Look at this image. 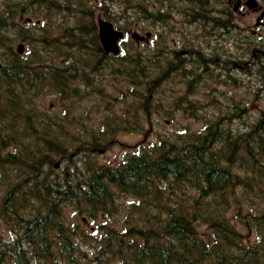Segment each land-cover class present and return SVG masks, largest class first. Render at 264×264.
Segmentation results:
<instances>
[{
  "label": "trees",
  "instance_id": "obj_1",
  "mask_svg": "<svg viewBox=\"0 0 264 264\" xmlns=\"http://www.w3.org/2000/svg\"><path fill=\"white\" fill-rule=\"evenodd\" d=\"M64 1L65 14L78 18L61 31L49 20L64 13L54 0H0V217L14 224L11 237L0 230V264H264V114L247 130H233L232 116L242 111L235 104L221 121L211 117L199 130L158 134L117 162H99V147L131 122L115 116L109 130L106 122L95 128V113L79 112L63 90L94 71L98 83L85 91L76 84L74 96L93 93L103 104L107 94L99 85L116 77L120 94L145 87L149 103L171 68L159 77L156 60L137 51L61 53L63 35H82L80 48L85 35L93 38L91 5ZM140 1L130 0L138 7L129 14L157 20L156 2ZM245 70L264 86V62ZM44 90L57 92L61 111H41L27 98ZM56 160L64 167L55 170ZM64 203L95 224L67 221Z\"/></svg>",
  "mask_w": 264,
  "mask_h": 264
},
{
  "label": "rangeland",
  "instance_id": "obj_2",
  "mask_svg": "<svg viewBox=\"0 0 264 264\" xmlns=\"http://www.w3.org/2000/svg\"><path fill=\"white\" fill-rule=\"evenodd\" d=\"M84 1H87L91 6H93L96 14L101 15L104 13L101 9V6L105 5L108 8V12L110 13L109 16L113 17L114 21L111 22L117 28L124 30L129 38H131L132 32H137V34L141 36L145 35L146 33L153 34L151 37L153 44L147 45V43H144V41L136 42L135 39L130 44L131 52L137 51L146 55L147 52L152 50L150 49L151 47L157 45H161L170 51L172 48H175L172 43V38L175 36V34L181 32L186 27L185 22H183L181 19V15H186L189 10H191V4L193 3V0H144L146 3L149 1H155L157 5L154 7V13H159V19L156 18L157 20L147 21L142 17L141 14H129L130 11L137 9L138 7L132 6L130 0H128V3L125 0ZM140 2L142 4L144 3L142 0ZM230 4H232V2H230ZM211 5L212 4H210V6ZM69 16L70 14H66L67 18ZM60 18L59 15L55 13L49 17V20H53L55 26L59 22ZM254 18L255 12L249 8L245 9V11L241 14L237 13L236 11H232L231 22L234 25L233 30L235 31L232 32V30H230V32H226L225 37L227 41L223 39L218 42L212 41L208 45V49L211 51L214 50L216 55H218V51L224 49L227 53H229L228 57H232L235 60L237 54H240L239 47L249 50L251 48L252 42L256 39V32L254 31L256 29L253 27L255 20ZM74 19L75 18L67 19L65 24L67 26L75 25ZM125 20L128 21L123 23ZM189 30L190 28L187 27L185 32L186 35H188ZM190 32L194 34L195 30H190ZM261 32V34L264 35V27L261 29ZM200 34L202 33L200 32ZM240 36H242V42L239 40ZM228 40L231 41L228 42ZM19 43L21 42H16L15 47ZM128 44L129 43H123L121 48H129ZM252 47L263 49L256 45H253ZM65 50L66 52L61 50V53H67L69 55H92L96 53V50H94L93 53L91 50L83 51L82 53L70 51L68 48H65ZM177 51H180V49L178 48ZM123 52L128 53V50H123ZM222 58L225 57L222 56ZM260 60L264 62L262 59ZM260 63L257 61L256 63H249L248 67H255L256 64ZM164 67L165 62L163 63V68ZM227 67V70H222L221 72H219L215 66L209 67L207 71H205L201 76L200 82L195 86L193 85L194 92H189L187 96L185 95L186 97L184 96L190 101L183 104V109L180 107L182 105L180 100L185 90H189L187 81L182 77L177 78L173 75V77L168 78V83L166 86L159 84V86L156 88V91H159L158 96L162 100L160 105L158 106L153 104L151 109L149 108V110H144L139 114L138 112L135 113L138 120L136 119V122H131V127L126 129H118L112 136H108V140H110V142H108L105 147H99L97 150L98 152L94 154L95 158L99 160V162L104 161L114 163L120 160L125 151L133 149L139 143L146 144L148 140L154 138L156 139L158 134L169 135V133L173 131L176 134L182 130H199L203 126L205 120H207V118L201 119V116H205L206 112L211 113L213 111H217L218 105L214 104L218 103L225 106L227 103L232 105L233 102H236L239 106L243 107L242 120L240 117L239 119L234 120L233 126L235 129H237V127L240 128V130L247 129L246 124L254 121L259 113H264V86L261 84L262 81L260 77L246 74V70L243 67L233 66V68L230 69L228 64ZM103 76L105 75L103 74ZM114 79V83H109L110 85H108L106 82H103L99 85L105 94L109 95L107 107L112 109L111 111L102 112L104 108L99 109L98 105L96 104L97 101H80V103L77 104V110L83 114L97 113L101 111V114L94 119L95 128H97V126L100 124H103V116L105 113H109V115L112 117L123 116V122L126 119L125 105L129 106L130 103H127L126 98L122 99L123 97L120 96V93L116 92L114 88L116 77ZM76 84L79 87L81 86V82L79 81ZM143 88L145 89V87ZM139 89L143 93L133 94L134 98H143L145 95H147L144 89ZM56 95V91L44 90L37 93L33 92L29 94L27 98L30 100L32 105L37 107L39 110L48 112L50 114L54 112L57 113L61 111L62 108L60 100ZM177 103H179V110L176 111L175 108L177 107ZM168 111L172 112L167 113ZM194 116H198V118ZM127 122L129 123V121ZM116 123L118 124L117 121ZM116 123L112 124V126H115ZM64 165L65 164L62 161L60 167H64ZM1 185L2 184L0 182V187ZM73 210L74 209L72 208L66 209L65 214L69 218L68 220L66 219L67 221H70L73 218V221L78 220L82 223L85 221H87L89 224L94 223V221H92L89 217H87V220L86 218L81 220V215L78 214L75 216ZM84 215L86 214H83V216ZM13 226L14 224L8 223L2 217H0V230L6 237L12 234L11 229ZM237 227H239V229L242 228L240 223L237 224ZM89 230L94 231L93 229Z\"/></svg>",
  "mask_w": 264,
  "mask_h": 264
},
{
  "label": "flooded vegetation",
  "instance_id": "obj_3",
  "mask_svg": "<svg viewBox=\"0 0 264 264\" xmlns=\"http://www.w3.org/2000/svg\"><path fill=\"white\" fill-rule=\"evenodd\" d=\"M52 1V0H48ZM54 2L59 6L60 10L64 11L66 8V1L64 0H54ZM197 1L193 0V3ZM206 7L202 11H195L188 19V28L190 30H195V33L192 34L189 30L188 35L184 34L180 36V32L175 34V36L172 38V43L175 46V48H172L171 51L167 50V48L157 45L154 47H151L150 49H153L157 54H159V59L157 60L156 67L159 70V77H162L163 75V63L164 61H168L169 64H166V66H169L171 68H184L187 69V72H184L186 74H191L192 80H199L197 83L200 82V78L203 75L205 71L211 66H215L216 69L221 72L222 70H227V64L229 68H233V66H240L245 67L248 66L249 63H256L258 58V53L264 54L263 49L259 48H253L251 44V48L249 50L240 48V54H237L236 60H232V57H228V53L221 49V51H218V55L214 53V50L211 51L208 49V45L212 41H220L225 40L227 41L225 35L228 31V28L226 27V23L231 19L230 16H228V9L227 7H230L233 11H236L237 13L241 14L245 11V9L249 8L250 10H253L255 12V20H254V30L256 32V39L254 40V44L258 45L263 39L264 35L261 33V29L264 27V0H230L228 4V0H216L214 3V7L211 8L209 11L214 13L211 15H208L207 12V5L208 1H204ZM232 2V4H230ZM92 13L95 12V9L93 6H90ZM104 11H108V8H105ZM66 11H64L61 15V18L59 20V28L61 31H65L66 26L65 22L67 19L74 18L71 15L67 18ZM100 15H92L91 20L92 24L90 25L91 30L93 32V38H90L88 35H85L83 37L84 45L85 47L80 48L77 46L78 44V38L82 35H77L75 33H72L70 36H62V40L64 42L61 50L66 52L65 48H68L70 51H77L76 53H82L83 51H94L99 50L102 51L104 54H109L105 49L104 46L100 43L99 36H98V24L97 20ZM76 18H78L76 16ZM79 19H82V16H80ZM101 19H106L104 16L101 17ZM50 23H53V20H50ZM77 26V25H76ZM184 31V30H182ZM181 31V32H182ZM200 32L202 34H200ZM230 32V31H228ZM133 33V32H132ZM76 36V41L74 40ZM125 36V33H124ZM152 34L149 35L147 38L144 37L143 40H140V37H136L139 41H144V43L153 44L151 40ZM72 38V39H71ZM239 40L242 42V36L239 37ZM74 41V42H73ZM231 40H228L230 42ZM94 42L97 43V48H94L91 45H94ZM70 44V45H68ZM123 44V43H122ZM121 44V46H122ZM207 46V47H206ZM75 48V49H74ZM180 49V51H177V49ZM122 50H128V53L131 52L130 47L124 48ZM258 50V52H257ZM247 52H251L250 56ZM224 56L225 58H222ZM254 68V67H252ZM68 73H65L67 75ZM93 82L97 81V74L93 73ZM170 76V75H169ZM196 76H199L198 78L194 79ZM87 85H85L83 88H85ZM71 87V86H70ZM79 87V86H78ZM82 87H79L81 89ZM97 91V90H96ZM63 98H69L73 99V95L63 96ZM88 98V97H87ZM93 98L98 99V95L93 96ZM98 108H99V104Z\"/></svg>",
  "mask_w": 264,
  "mask_h": 264
},
{
  "label": "bare ground",
  "instance_id": "obj_4",
  "mask_svg": "<svg viewBox=\"0 0 264 264\" xmlns=\"http://www.w3.org/2000/svg\"><path fill=\"white\" fill-rule=\"evenodd\" d=\"M76 19V18H75ZM75 19H74V21H75ZM67 26V25H66ZM66 26H64V27H66ZM72 39V38H71ZM83 44V43H82ZM82 46V45H81ZM92 46V45H91ZM75 49V48H74ZM120 51H121V53H123V54H130V53H127V52H123V50H122V48H121V45H120ZM150 52V55L149 56H145V55H143L142 54V56H143V58L145 59V61L146 60H150V61H152V60H158L159 59V54H157L153 49L152 50H150L149 51ZM92 53H93V51H92ZM103 53V52H102ZM109 61V60H108ZM257 62L258 63H260L261 62V60L259 59V61L257 60ZM165 68V67H164ZM163 68V69H164ZM171 68V67H170ZM187 70H188V68L187 69H184V68H180V67H176V68H171V72H170V75H174V76H176L177 78H179V77H182V78H184L186 81H187V83L188 84H195V83H197L199 80H192L191 79V74H186V73H184V72H187ZM84 73L85 74H87L88 75V78L87 79H81V78H77V79H75L76 81H79V82H81V84H88V83H90V82H93V76H92V74L93 73H95L94 71L93 72H88V71H84ZM69 74V73H68ZM67 74V75H68ZM85 74H83L82 76H84ZM74 80V81H75ZM73 81V82H74ZM262 83V82H261ZM68 86H71V87H69V88H67V89H65V90H63V92L64 93H66V94H69V95H73L72 94V91L73 92H77L76 91V89H75V87H76V84H72V85H68ZM77 89H78V87H77ZM79 90V89H78ZM151 104V107H152V103H150ZM125 116H126V120L127 121H129V122H136V119H137V117H136V115L134 114V112H133V110H131V109H129V107L127 106V105H125ZM104 120H103V123H105V126H106V129L107 130H109V128L108 127H113L112 126V124H114V123H116V119H115V117H114V119H113V117L111 116V115H109V113H105L104 114ZM115 120V121H114ZM138 120V119H137ZM109 121V123H110V125H107V122ZM103 124H100L99 126H97V128H99V127H101ZM111 129H113L114 130V128H111Z\"/></svg>",
  "mask_w": 264,
  "mask_h": 264
},
{
  "label": "water",
  "instance_id": "obj_5",
  "mask_svg": "<svg viewBox=\"0 0 264 264\" xmlns=\"http://www.w3.org/2000/svg\"><path fill=\"white\" fill-rule=\"evenodd\" d=\"M99 23V37L106 51L118 52L117 40L122 36V32L114 29L110 22L102 19L98 20ZM18 51L21 52V45H18Z\"/></svg>",
  "mask_w": 264,
  "mask_h": 264
}]
</instances>
